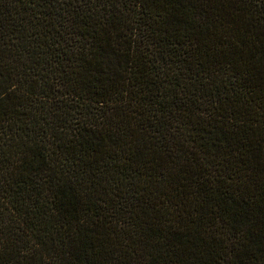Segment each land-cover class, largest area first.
<instances>
[{
	"label": "trees",
	"instance_id": "trees-1",
	"mask_svg": "<svg viewBox=\"0 0 264 264\" xmlns=\"http://www.w3.org/2000/svg\"><path fill=\"white\" fill-rule=\"evenodd\" d=\"M0 264H264V0H0Z\"/></svg>",
	"mask_w": 264,
	"mask_h": 264
}]
</instances>
